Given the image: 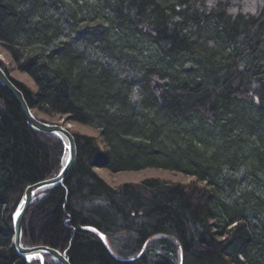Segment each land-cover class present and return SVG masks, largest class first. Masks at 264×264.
<instances>
[{"label":"trees","instance_id":"obj_1","mask_svg":"<svg viewBox=\"0 0 264 264\" xmlns=\"http://www.w3.org/2000/svg\"><path fill=\"white\" fill-rule=\"evenodd\" d=\"M0 47L36 85L11 79L30 108L94 127L105 145L74 135L77 162L31 204L25 247L71 264H264V0H0ZM63 156L0 86V264H27L12 216ZM92 168L206 186L114 190ZM85 226L137 259L117 261Z\"/></svg>","mask_w":264,"mask_h":264},{"label":"rangeland","instance_id":"obj_2","mask_svg":"<svg viewBox=\"0 0 264 264\" xmlns=\"http://www.w3.org/2000/svg\"><path fill=\"white\" fill-rule=\"evenodd\" d=\"M0 62L2 64V66H0V67L6 73L8 78H10V80L14 79V80L24 84L26 87H28L33 92L36 91V85H35L34 81L27 74H25L21 71H18L15 68L14 63L11 61L10 55L2 47H0ZM30 109L33 111L34 115L36 116V118L38 120L45 122V123H48L50 125L62 126L64 128H66L67 130H69L73 136L79 135V136L93 137L97 140V142L99 143V147L101 149L105 148V145L103 144L102 138L100 137L98 130L95 129L94 127L79 124V123L68 122L65 120V117L60 116V115H47V114L40 112L37 109H34V108H30ZM26 124H27V122H26ZM27 126L29 128H31L28 124H27ZM37 133L42 134L40 132H37ZM43 135H49V134H43ZM50 136L55 137L53 135H50ZM55 138H57V137H55ZM74 138H75V136H74ZM58 140H60V139H58ZM75 141H76V139H75ZM62 145H63V143H62ZM76 146H77V143H76ZM63 149H64V156H63L62 160H65L66 150L64 148V145H63ZM94 172L100 176L99 178L101 180H103L105 183H108L112 188H114V190H116V188H119L125 184L139 186L143 181L150 180V179L158 180L161 182L165 181V182L180 184L186 188H204L206 186V185H204V183L202 181L199 182L196 177L188 176V175L183 174L182 172L171 171L169 169H163V168H145V169L140 170V171H125V172H118V173H113V172H111L107 169H104V168H96ZM28 187L29 186H27L26 189ZM55 188H57V187L53 186L49 189H46V190L42 191L41 193H39L35 198L38 200ZM26 189L24 190V192L26 191ZM19 203H20V201H19ZM19 203H18V205H19ZM18 205H17V207H18ZM17 207L15 208V211H16ZM29 208L30 207H28V210H29ZM28 210H27V212H28ZM15 211H14V213H15ZM27 212L25 213L23 222L25 220ZM14 213H13V215H14ZM64 223H65V221H64ZM22 225H23V223H22ZM89 227H91V226H89ZM26 248H32V247H26ZM54 250H56V249H54ZM42 260L46 261L47 257L44 255V259H42ZM47 264H54V263H52L50 261V259H48Z\"/></svg>","mask_w":264,"mask_h":264},{"label":"water","instance_id":"obj_3","mask_svg":"<svg viewBox=\"0 0 264 264\" xmlns=\"http://www.w3.org/2000/svg\"><path fill=\"white\" fill-rule=\"evenodd\" d=\"M0 86L12 97L15 103L20 108L25 121L27 124L36 132H40L42 134H49L57 137L60 139L64 145L66 150V158L67 161L63 165V169L61 170L59 176L55 180H48L45 182L38 183L33 186H29L23 194V198L21 199L14 215H13V225L15 229V241L13 244L15 245V249L17 254L27 260L30 257L36 258L39 257L43 259V255L46 253L52 254L56 256L62 264H69V260L66 259L65 254L60 253L57 250L50 249V248H26L20 245L21 235H22V223L25 216V213L28 210L30 205V201H32L39 193L48 189L49 186H57L60 185L63 181L64 176L67 175L70 168L76 163L77 161V146L74 136L71 134L69 130L62 126H55L50 125L48 123L42 122L36 118L33 111L28 106L23 93L13 84V82L8 78L6 73L0 67ZM50 187V188H51ZM88 231L93 232L95 234L100 233L97 230L92 228H87ZM103 241L104 238L100 237ZM44 253V254H42ZM137 258H132L129 261H133ZM126 262V260H123Z\"/></svg>","mask_w":264,"mask_h":264},{"label":"bare ground","instance_id":"obj_4","mask_svg":"<svg viewBox=\"0 0 264 264\" xmlns=\"http://www.w3.org/2000/svg\"><path fill=\"white\" fill-rule=\"evenodd\" d=\"M67 161L66 160H61L60 162H58V163H56L57 165L59 164V167H58V169H59V171L55 174V175H53L52 177H49V178H47V179H45V180H43V181H40V182H37V183H35V184H33V185H36V184H38V183H41V182H45V181H48V180H55V179H57V177L59 176V174H60V172H61V170L63 169V164L64 163H66ZM75 166V164L70 168V170H69V172L67 173V175L66 176H64V178H63V181H62V183L60 184V185H57L56 187L58 188V187H60V186H63L64 185V182H65V180H66V178H67V176H68V174L70 173V171H71V169L73 168ZM95 169L96 168H92V171H95ZM97 174V173H96ZM98 175V174H97ZM99 176V175H98ZM100 177V176H99ZM165 182V181H164ZM165 183H167V184H170V185H176L175 183H170V182H165ZM109 187H111L108 183H106ZM33 185H30V186H33ZM51 186H49L48 187V189L50 188ZM112 188V187H111ZM112 189H114V188H112ZM116 189H118V188H116ZM24 194V193H23ZM23 194H22V196H23ZM21 196V199L23 198ZM143 198H146V197H148V196H154V192H152V191H148V193H143L142 195H141ZM21 199H20V201H21ZM36 200V198H34L32 201H30V205H29V207L31 206V204L34 202ZM12 222H13V216H12ZM12 225H13V223H12ZM87 228H92V229H95V230H97V232H99V230L97 229V228H95V227H89V226H85V227H83V230L84 231H88V229ZM15 229H14V225H13V242L15 241ZM93 233V232H92ZM100 233V236H99V234L97 235V234H95V233H93V235L97 238V239H99L100 240V242L104 245V248H105V250L107 251V253L110 255V256H112L113 258H115L117 261H120V262H123V260H126V262H131V261H129V260H131L132 258H128V259H124V255H122V254H120V256L117 254V252L114 250V249H112L111 247H113V245H112V242H110V240H109V238L104 234V233H102V232H99ZM124 236H126V237H130V235L128 234V233H125L124 234ZM100 237H102V238H104L105 239V241H103ZM130 239H132V237L130 238ZM24 239H23V226H22V235H21V241H20V245L22 246V247H25L24 245ZM13 247L15 248V245L13 244ZM39 247H42V248H47L45 245H40V246H35V247H32V248H39ZM50 249H53V248H50ZM15 251H16V249H15ZM57 251H59V250H57ZM60 253H62V254H65V257H66V259H68L67 258V256H66V253L65 252H61V251H59ZM17 253V252H16ZM42 254H44V253H42ZM18 255V254H17ZM46 257H47V260L46 261H44V260H42V259H40L39 257H36V258H33V257H30V258H28L27 260H25L24 258V260L26 261V263L27 264H34V263H38V264H47V261H48V259H50V261L52 262V263H54V264H62L61 262H60V260L56 257V256H54V255H52V254H48V253H46L45 252V254H44ZM19 256V255H18ZM20 257V256H19ZM20 258H22V257H20ZM181 258H182V255H181ZM69 260V259H68ZM182 261V260H181ZM69 262V264H71L70 263V261H68ZM178 264H182L181 262L180 263H178Z\"/></svg>","mask_w":264,"mask_h":264}]
</instances>
